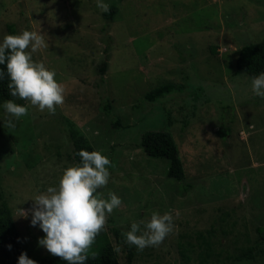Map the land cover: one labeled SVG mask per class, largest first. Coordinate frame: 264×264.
Instances as JSON below:
<instances>
[{
	"label": "rangeland",
	"instance_id": "1",
	"mask_svg": "<svg viewBox=\"0 0 264 264\" xmlns=\"http://www.w3.org/2000/svg\"><path fill=\"white\" fill-rule=\"evenodd\" d=\"M103 2L117 7L111 23L97 0H0V43L8 25L15 35L46 34L48 48L32 59L55 71L65 88L54 114L16 97L28 109L16 119L0 103V264H18L21 253L32 260L50 255L38 245L46 234L20 210L28 212L37 195L80 165V150L100 151L113 165L97 192L122 200L102 230L119 247V264H129L126 245L112 229L126 233L153 212H170L175 227L158 248L131 245L130 264H199L196 237L209 232L215 251L209 264H264V254L234 260L250 247L264 250L257 230L264 229V100L253 95L244 72L236 73L240 48L264 41V0ZM105 52L103 88L117 129L95 85ZM165 83L179 90L145 100ZM5 119L15 127H5ZM67 121L86 145L71 141ZM150 131L172 135L182 181L167 177V160L143 153L141 137Z\"/></svg>",
	"mask_w": 264,
	"mask_h": 264
},
{
	"label": "clouds",
	"instance_id": "2",
	"mask_svg": "<svg viewBox=\"0 0 264 264\" xmlns=\"http://www.w3.org/2000/svg\"><path fill=\"white\" fill-rule=\"evenodd\" d=\"M96 6L104 13L110 11L109 4L103 0H97ZM45 36L28 30L19 35H6L0 43V65L6 63L7 87L12 97L30 101L41 111L47 109L54 114L55 106L64 103L65 88L56 81L55 71L32 59V53L48 48ZM4 78L5 72L0 69V80ZM251 81L253 95L264 100V72L252 76ZM3 107L6 114L16 119L28 114L26 107L13 100L4 102ZM4 126L14 128L15 124L12 119H5ZM77 155L81 157L80 165L67 168L57 187H48L46 192L37 195L28 212L20 210L24 218L31 215V226L39 225L46 234L38 240V245L67 264H86L89 249L105 228L108 215L122 204L113 193L104 199L97 192L109 182L110 171L106 166H113L110 160L100 151L80 150ZM174 227L170 212L163 215L153 212L150 221L133 222L130 231L122 235L126 244L143 251L146 247L158 248ZM8 247L11 249V245ZM119 250L117 247L116 251ZM18 264H36V261L21 253Z\"/></svg>",
	"mask_w": 264,
	"mask_h": 264
},
{
	"label": "trees",
	"instance_id": "3",
	"mask_svg": "<svg viewBox=\"0 0 264 264\" xmlns=\"http://www.w3.org/2000/svg\"><path fill=\"white\" fill-rule=\"evenodd\" d=\"M118 1L123 2L125 0ZM109 6L110 11L108 13L103 12V17L111 23L117 14V7L115 5ZM7 30L9 34L15 35L16 30L13 25H8ZM106 49L108 50V47H106ZM108 61L109 55L105 52L103 60L96 67L98 80L95 85L101 99L103 111L106 116L113 120L112 127L117 129L120 127L119 120L112 115L111 105L103 88ZM0 69H3L5 72V78L0 80V103H4L9 100H14L16 97L10 95L7 87L9 80L6 75V63L0 65ZM239 72H244L250 79L252 76L264 72V41L249 43L240 48L236 59V73ZM177 90H179V87L170 83H165L145 93L144 98L148 102H156ZM67 127L69 137L74 144L82 146L87 144L85 137L80 135L71 122L67 121ZM217 134L220 137L226 136L225 133L221 131H218ZM140 147L148 158H161L167 160V177L169 179L177 182L183 180L184 170L179 156V150L170 133L164 131L146 132L141 137ZM257 230L260 235V240L264 241V229L259 228ZM112 234L117 243H123L126 245L127 259L130 264L134 257V246L125 243V237L122 235L123 232L118 228H113ZM208 234L209 235L206 234L205 236L204 233H198L196 237V245L200 249L198 253L199 264H209L213 255H215L214 247L210 240L211 234L210 232ZM259 254H264V250L250 247L236 256L234 260H254ZM88 255L89 259L86 261V264H119L116 249L102 231L97 235L93 245L89 249ZM34 261H36V264H67L62 258L53 256L52 254L36 258Z\"/></svg>",
	"mask_w": 264,
	"mask_h": 264
}]
</instances>
